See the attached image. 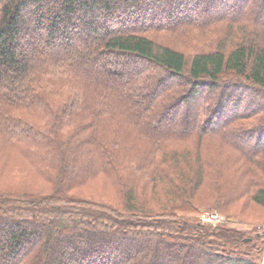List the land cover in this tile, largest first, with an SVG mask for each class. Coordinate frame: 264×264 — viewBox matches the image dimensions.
<instances>
[{
	"label": "trees",
	"instance_id": "16d2710c",
	"mask_svg": "<svg viewBox=\"0 0 264 264\" xmlns=\"http://www.w3.org/2000/svg\"><path fill=\"white\" fill-rule=\"evenodd\" d=\"M243 198L264 0H0V264H260Z\"/></svg>",
	"mask_w": 264,
	"mask_h": 264
},
{
	"label": "rangeland",
	"instance_id": "374dc122",
	"mask_svg": "<svg viewBox=\"0 0 264 264\" xmlns=\"http://www.w3.org/2000/svg\"><path fill=\"white\" fill-rule=\"evenodd\" d=\"M257 4L258 3H255V5H257ZM188 38H195V37H188ZM33 39L37 42V43H35L34 46L40 45L39 40L37 38L36 39L33 38ZM165 41L172 43V44H176L177 46L180 43V40L176 39L173 36L168 38V40H165ZM192 41H193V39L192 40L187 39L185 42H188V43H185V44H189ZM31 45L32 44L24 45L26 52L29 50L32 51L33 46L31 47ZM2 176H3L2 178L4 180L6 179V181L13 178V177L12 178L8 177L9 174H7L6 177L3 174H2ZM17 180H18V178L16 179V181ZM96 189H98V188H96ZM247 196H248V192H247ZM233 208H234V211L236 212V214H240L239 218L234 217V216L229 217L227 213H222V212H218V211H210L207 209L204 210L201 208L199 209L198 212L186 213L185 215L190 216V217H196L200 222L206 223V224H222V223H225L229 227H231L233 229H240L248 235L252 234L257 228L264 226V207L256 205L255 203H253L249 199L243 198V200L238 201ZM231 211L234 213L233 210H231ZM210 213H214V214L218 215V217H221V218H217V219L213 220L212 223H208L206 221H203L202 216L206 215V214H210ZM262 238H261V241H262ZM259 252H260V248H259ZM258 263H260V260H258Z\"/></svg>",
	"mask_w": 264,
	"mask_h": 264
},
{
	"label": "built area",
	"instance_id": "2783aa9c",
	"mask_svg": "<svg viewBox=\"0 0 264 264\" xmlns=\"http://www.w3.org/2000/svg\"><path fill=\"white\" fill-rule=\"evenodd\" d=\"M217 218H221L218 217V215L214 214V213H210V214H206L202 216V220L206 221L208 223H212L213 220L217 219ZM254 233H259L262 234L264 233V226L257 228ZM259 260H260V264H264V236L262 238L261 241V247H260V252H259Z\"/></svg>",
	"mask_w": 264,
	"mask_h": 264
},
{
	"label": "water",
	"instance_id": "95a60500",
	"mask_svg": "<svg viewBox=\"0 0 264 264\" xmlns=\"http://www.w3.org/2000/svg\"><path fill=\"white\" fill-rule=\"evenodd\" d=\"M256 236L260 238V234H256Z\"/></svg>",
	"mask_w": 264,
	"mask_h": 264
}]
</instances>
